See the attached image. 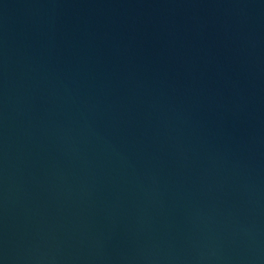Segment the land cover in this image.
I'll return each instance as SVG.
<instances>
[{
	"label": "water",
	"instance_id": "obj_1",
	"mask_svg": "<svg viewBox=\"0 0 264 264\" xmlns=\"http://www.w3.org/2000/svg\"><path fill=\"white\" fill-rule=\"evenodd\" d=\"M0 264H264V0H0Z\"/></svg>",
	"mask_w": 264,
	"mask_h": 264
}]
</instances>
